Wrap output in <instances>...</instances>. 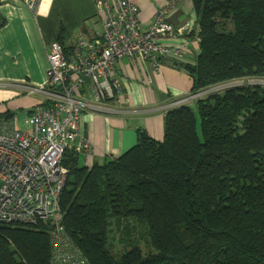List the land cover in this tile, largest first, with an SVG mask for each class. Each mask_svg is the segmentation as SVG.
<instances>
[{
	"label": "trees",
	"instance_id": "obj_1",
	"mask_svg": "<svg viewBox=\"0 0 264 264\" xmlns=\"http://www.w3.org/2000/svg\"><path fill=\"white\" fill-rule=\"evenodd\" d=\"M190 1L198 26V54L183 65L191 94L264 77V0ZM62 165L61 225L88 264H264L262 86L166 110L161 141L138 132L117 158L82 167L68 151ZM113 224L126 226V237L141 225L151 251L126 239L115 257L107 248ZM51 253L44 225H0V264H52Z\"/></svg>",
	"mask_w": 264,
	"mask_h": 264
},
{
	"label": "built area",
	"instance_id": "obj_2",
	"mask_svg": "<svg viewBox=\"0 0 264 264\" xmlns=\"http://www.w3.org/2000/svg\"><path fill=\"white\" fill-rule=\"evenodd\" d=\"M19 1L31 12L40 2ZM91 2L100 32L92 38L76 35L67 55L59 43L49 44L45 83L25 90L44 98L24 120L26 129L15 130L11 120H0V225H44L52 264H88L63 230L59 204L68 173L62 165L64 153L77 155L82 167L91 166L89 144L79 133L80 115L123 114L116 63L127 59L157 69L169 57L183 56L191 28L187 21L178 25L166 21L178 0H167L165 7L155 10L145 30L140 28L134 0ZM197 94L173 101L164 110L186 104Z\"/></svg>",
	"mask_w": 264,
	"mask_h": 264
},
{
	"label": "crops",
	"instance_id": "obj_3",
	"mask_svg": "<svg viewBox=\"0 0 264 264\" xmlns=\"http://www.w3.org/2000/svg\"><path fill=\"white\" fill-rule=\"evenodd\" d=\"M134 2L139 9L140 28L145 30L153 22V12L165 7L167 0ZM95 19L91 0H40L33 12L19 0H0V117L12 116L13 129L25 130L24 120L34 105L44 99L42 94L25 90L45 83L49 44L58 40L69 50L76 35L92 38L98 32L92 29ZM166 21L171 25L190 23L185 36L187 51L180 58L169 57L157 69L127 59L116 63L124 113H82L78 121L79 133L90 147V165L117 158L134 147L138 132L161 141L164 107L191 94V80L183 69V65H192L198 54V26L191 1L178 0Z\"/></svg>",
	"mask_w": 264,
	"mask_h": 264
},
{
	"label": "rangeland",
	"instance_id": "obj_4",
	"mask_svg": "<svg viewBox=\"0 0 264 264\" xmlns=\"http://www.w3.org/2000/svg\"><path fill=\"white\" fill-rule=\"evenodd\" d=\"M97 21L98 20L96 18L94 21V23H96V25H94V26L92 25V29L94 28L95 30L100 32V27H99V24L97 23ZM221 27L224 30H228V25L227 26H219L218 29L220 30ZM246 85L247 86H262V87H264V77H248V78H244V79H238V80H234V81H230V82H226V83H220V84L211 86L207 89H203V90L199 91L198 92L199 96H197L196 98L187 102L186 105L192 104L196 99H199L203 96H206L209 93H221L227 88L240 87V86H246ZM183 105H185V104H183ZM174 108H176V107H174ZM171 109H173V108H171ZM124 227H126V226H124L123 224L119 225V226L118 225L116 226V224L115 225L113 224L110 228V234L108 235V239H107V243H108L107 248L115 257H119L120 253L123 252V250L125 249L126 239H132V241H134V243L136 245H138L139 248H141L143 253L151 251L150 247L147 245L145 229L141 225H137V227L132 226V231L130 232L129 237H126L122 233V232H124V230L121 232V229H123Z\"/></svg>",
	"mask_w": 264,
	"mask_h": 264
}]
</instances>
